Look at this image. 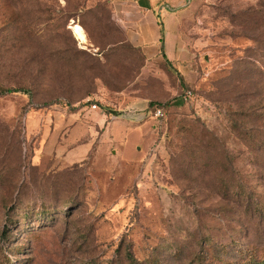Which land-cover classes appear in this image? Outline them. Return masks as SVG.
I'll use <instances>...</instances> for the list:
<instances>
[{"label":"rangeland","instance_id":"obj_1","mask_svg":"<svg viewBox=\"0 0 264 264\" xmlns=\"http://www.w3.org/2000/svg\"><path fill=\"white\" fill-rule=\"evenodd\" d=\"M177 35L148 60L106 0H0V264L262 256L264 0H187Z\"/></svg>","mask_w":264,"mask_h":264},{"label":"crops","instance_id":"obj_2","mask_svg":"<svg viewBox=\"0 0 264 264\" xmlns=\"http://www.w3.org/2000/svg\"><path fill=\"white\" fill-rule=\"evenodd\" d=\"M106 1L126 40L139 48L146 59H184L185 48L179 43L177 32L187 0Z\"/></svg>","mask_w":264,"mask_h":264},{"label":"trees","instance_id":"obj_3","mask_svg":"<svg viewBox=\"0 0 264 264\" xmlns=\"http://www.w3.org/2000/svg\"><path fill=\"white\" fill-rule=\"evenodd\" d=\"M158 18V16H157ZM77 23H71L70 27L72 25H75ZM79 25V24H78ZM159 25H161V22L159 21ZM150 106V110L154 111L157 108H161L163 111H165V108L167 107L165 104H159V103H155V104H149ZM255 250H247L245 255L246 257V263L247 264H264V249H262L260 252H263L262 256L260 258H257V254L255 253Z\"/></svg>","mask_w":264,"mask_h":264},{"label":"built area","instance_id":"obj_4","mask_svg":"<svg viewBox=\"0 0 264 264\" xmlns=\"http://www.w3.org/2000/svg\"><path fill=\"white\" fill-rule=\"evenodd\" d=\"M190 99L189 95H185L183 97L182 102L183 103H187L188 100ZM90 110H96L97 109V103H93L89 106ZM212 110H214V108H211ZM148 117L150 116L151 119H161L164 118V111L161 108H157L154 111L149 110L147 113ZM114 119V118H113Z\"/></svg>","mask_w":264,"mask_h":264},{"label":"bare ground","instance_id":"obj_5","mask_svg":"<svg viewBox=\"0 0 264 264\" xmlns=\"http://www.w3.org/2000/svg\"><path fill=\"white\" fill-rule=\"evenodd\" d=\"M72 30L78 41L80 43H83L85 41V33L82 28L78 25H73Z\"/></svg>","mask_w":264,"mask_h":264}]
</instances>
